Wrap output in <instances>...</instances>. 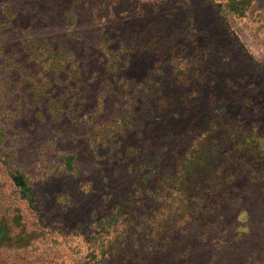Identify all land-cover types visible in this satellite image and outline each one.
Instances as JSON below:
<instances>
[{
    "label": "rangeland",
    "instance_id": "rangeland-1",
    "mask_svg": "<svg viewBox=\"0 0 264 264\" xmlns=\"http://www.w3.org/2000/svg\"><path fill=\"white\" fill-rule=\"evenodd\" d=\"M52 1L0 0V264H264V0H72L87 64L124 84L89 103L46 94Z\"/></svg>",
    "mask_w": 264,
    "mask_h": 264
},
{
    "label": "trees",
    "instance_id": "trees-1",
    "mask_svg": "<svg viewBox=\"0 0 264 264\" xmlns=\"http://www.w3.org/2000/svg\"><path fill=\"white\" fill-rule=\"evenodd\" d=\"M71 1L72 0H53L50 6H45L43 9L39 10L37 13L38 15L42 16V17H39V16L37 17L40 18L41 22H45V24L48 25V27L50 28L49 31L51 34L47 37H43L45 44L51 47V50L47 52V54H45V65H46L45 70L47 66L49 65L50 71H52V75H53V76L46 75L44 78V84L49 85V87L51 88L46 92V94L52 96L56 88L58 87L60 89L66 88L67 92L71 91V95L76 96L75 99H70L71 102L75 103L76 101L83 100L84 103H89L91 99H93V94L95 95L96 98H98L99 93L103 94L104 88L108 86L110 88V91L114 94V96L125 98L122 96V93H123L122 87L124 84L119 83V81L112 82V83H106L107 82L106 79H108L107 71L105 72V75L103 73L99 74L98 72L96 75L95 73H93L92 66L87 64L88 59L94 56L95 54L90 55V53H92V49L88 45V43L85 44V40L87 39V37L84 34L88 30V25L91 23V18L95 19L97 17L96 15H94L92 9L91 11L93 15L91 14L89 10H87L84 14H81V15L74 14L73 16H68V13L65 12V7L68 8L69 2ZM61 7H63L62 12H61ZM69 19H72L74 21H70ZM27 20L29 21L28 25H30L32 22V18L29 17L27 18ZM32 26L33 25H31L29 29L32 30L34 28ZM83 26H84V29L82 31L79 30V28ZM128 28H130L129 25H123V26L119 25L118 27H116V30L113 33L115 36L113 38L117 40L115 43H117L118 40L120 41L126 40L125 38H127L128 36L127 33H130V31H128ZM131 32H133V30ZM81 39H83L82 42H80ZM80 45L82 46L84 54L81 52L82 53L81 56H77L75 51L76 49H78V46ZM85 53L89 55L90 57H88ZM99 57L101 58V60H103L102 56H99ZM100 69H105V64L101 63ZM86 75L88 76V79H85ZM104 76H106V79ZM40 79H42V76L40 77ZM125 79L127 80L126 82L135 81V78L131 76H128ZM94 84H96V86L100 85L101 89L99 91L96 89V92L93 93ZM62 85H64V87H62ZM32 88L36 89L37 87H32ZM45 89L47 90L48 87ZM33 97H35V95ZM55 99L56 97H53V100L56 102ZM32 100L33 102H35V103H32L33 106H36V107L40 106L41 101L39 99L34 100L32 98ZM127 102H128V99H127ZM58 103H60V101H58ZM77 107L78 105H75L74 108L65 109V113L60 112L61 115H59V117H57L56 119H62V118H66L70 116L69 114L72 112L71 109L77 110ZM40 108L41 107H39V109ZM47 113H49V111H47ZM34 115L38 116V115H41V113L39 111H36ZM49 115H51V113ZM103 117H105V115ZM84 118H86L87 121L91 119L88 117L87 114L84 115ZM117 118H122V116L118 115L117 117H113L110 121L114 122L115 120H117ZM104 125L105 124L103 123L102 128H104ZM92 128L93 126H91L89 130H92ZM99 131H102V129L101 130L99 129ZM118 132L119 130H113V135L111 138H116L118 135ZM200 138H201L200 140L205 141L206 134L200 135ZM115 143H117V141ZM194 149L195 150H191L188 153L190 154V156H193L195 159H197L198 157L196 156L199 155L198 150L200 148H197V149L194 148ZM65 160L66 161L64 163L66 167L68 168L71 163V158L65 157ZM181 176L182 175H179V177ZM217 180H219L218 177H215V181ZM178 191L179 190L175 188L173 190L175 195H177ZM154 217L145 218L144 221H143V218H141L139 226H141L142 232H138L137 234V238L138 237L141 238L140 241L151 242L149 241L147 237L148 234H150L149 238L151 239H154L155 237H157L155 232L152 233L153 232L152 225L157 224L158 226L157 229H159L160 224L169 221V220L166 221L165 217H160L159 219H157L156 217L154 219ZM111 226H112V223L110 221V223L106 225L108 232H104V235H103L104 238L103 237L101 238L103 240L100 243L101 246L105 247L107 244L112 245L114 244L115 239L119 237V234L118 235L114 234L115 232H117L116 229H114ZM161 231L162 230H158L157 232L160 233ZM119 232L120 231H118V233ZM150 247L151 246L148 243L147 248H150ZM105 253H106L105 250H102V254H105ZM224 260H225V257H223L222 261L224 262Z\"/></svg>",
    "mask_w": 264,
    "mask_h": 264
}]
</instances>
